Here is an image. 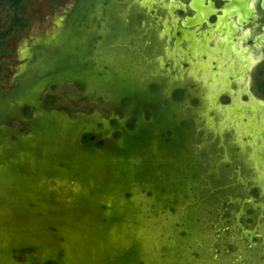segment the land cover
<instances>
[{
    "label": "rangeland",
    "instance_id": "obj_1",
    "mask_svg": "<svg viewBox=\"0 0 264 264\" xmlns=\"http://www.w3.org/2000/svg\"><path fill=\"white\" fill-rule=\"evenodd\" d=\"M78 1L24 0L19 14L25 17L27 26L0 37V114L6 118L0 119V214H8V219H0V264H106L89 254L87 244L113 233L139 229L140 208H130V195L123 194L120 199L127 216H105L112 203L105 188L123 183L115 179L125 161L128 164L123 170L131 175L128 183H150L148 189L140 191V200L155 202L168 197L162 209L152 207L151 215L175 221L174 229L179 231L175 237L190 251V260L233 264L230 255L221 254L229 244L221 238L222 229H212L208 224L216 223L218 212L229 214L231 209L221 201L227 196L222 177L213 174L212 150L202 146V132L188 108L195 93L189 91L174 102L165 83L149 76L152 67L146 62L155 48L143 47V42L152 35L131 23L136 17L133 12L127 17L128 23L123 21V0H92L86 19L74 20L71 13ZM13 15L11 4L0 0L2 34L9 31ZM66 48L78 65L70 74L57 75L53 90L45 85L46 66ZM153 82L160 85L158 102L173 119L188 122V126L177 155L160 150L153 142L147 169L142 165L145 155L134 153L126 158L113 151L119 141L116 135L125 131L127 118L114 107L111 90L127 88L140 94L148 92ZM27 106L30 112L24 115ZM47 122V128L37 129L38 124ZM59 131L61 144L55 143ZM85 134H93L94 142L82 144ZM99 141L106 147L98 148ZM30 147L33 150L28 153ZM78 166L94 172L95 181L104 185L98 203L87 205L93 217L90 222L62 217L58 208L45 204L30 186L42 178L47 183L79 179L82 170ZM157 183H174L177 190L167 193ZM189 201L198 207L195 215L185 206ZM195 227L198 243L193 247L188 239ZM25 246L30 249L15 253V248ZM241 250V245H235V252Z\"/></svg>",
    "mask_w": 264,
    "mask_h": 264
},
{
    "label": "flooded vegetation",
    "instance_id": "obj_2",
    "mask_svg": "<svg viewBox=\"0 0 264 264\" xmlns=\"http://www.w3.org/2000/svg\"><path fill=\"white\" fill-rule=\"evenodd\" d=\"M123 2L131 23L152 35L143 42L155 48L150 74L171 92L195 93L188 108L231 209L218 217L226 255L264 264V0Z\"/></svg>",
    "mask_w": 264,
    "mask_h": 264
},
{
    "label": "water",
    "instance_id": "obj_3",
    "mask_svg": "<svg viewBox=\"0 0 264 264\" xmlns=\"http://www.w3.org/2000/svg\"><path fill=\"white\" fill-rule=\"evenodd\" d=\"M131 7L132 5L126 6L122 13L125 23L129 22L127 17ZM149 76L155 77L152 74H149ZM212 128L214 127L212 126ZM93 139L91 138V140ZM61 142L62 137L59 131L55 137V143L61 144ZM97 143L98 145L103 144L101 141ZM202 146L206 145L203 144ZM32 148L27 149V152L32 151ZM41 148L44 151V148ZM45 150H47V147H45ZM78 168L82 170L79 179L67 182L60 179L57 183H47L42 178L36 183H30V186L35 195L44 201L45 204L52 205V208H58L62 217L75 221L86 219V221L90 222L93 217L87 205L98 203L99 193L104 185L95 181V173L91 170L88 171L82 166H78ZM149 186L150 183H133V181H130L129 183H113L105 188L106 192H109L107 200L112 202L109 213L105 215L106 218L122 219L129 214L124 212L125 206L120 202L121 196L128 193L131 196L130 208L134 209L137 205L140 208L139 229L138 231L132 230L127 233H113L110 237L87 244L89 254L99 260H103L106 264H199L189 259L190 251H186L182 241L175 237L178 236L176 233L179 232L174 229L175 221L164 216L154 219L151 215L152 207L155 205L158 209H162L166 205L168 197L156 199L155 202L153 200L139 199L140 191L148 189ZM157 186L167 193H173L175 189L177 190L174 183H169L168 186L165 183H157ZM190 188L196 189L195 186ZM115 198H118L117 202L114 200ZM185 206L190 214H196L198 207L194 201H189ZM218 215L220 216L221 213L218 212ZM5 216H8V214L1 213L0 219H8ZM208 224L211 225L212 229H215V227L223 228V223L218 219L215 224L212 222ZM202 225L203 228L206 227L205 223H202ZM191 226H194L193 221ZM197 237L198 228L195 227L192 238L189 237L188 239L193 247L198 243ZM221 238L226 239V235H221ZM132 249L134 250V256L130 260L123 262L122 260L126 259ZM221 254L226 255L224 247L221 250ZM213 261H216V259H213Z\"/></svg>",
    "mask_w": 264,
    "mask_h": 264
},
{
    "label": "trees",
    "instance_id": "obj_4",
    "mask_svg": "<svg viewBox=\"0 0 264 264\" xmlns=\"http://www.w3.org/2000/svg\"><path fill=\"white\" fill-rule=\"evenodd\" d=\"M6 3L11 4L14 15L11 20V27L5 34L0 32V37L8 36L16 28H25L27 26L25 17L19 14V7L24 0H4ZM92 0H79L72 13L71 18L74 20H85L87 6ZM72 59V54L66 48L64 49L58 58L53 63H49L46 66V81L45 85H51L54 90V83L57 82V75L70 74L78 62L75 64ZM81 64V63H80ZM76 81L80 80L79 77H74ZM114 95V107L119 111V115L126 117V128L122 135H116L115 139H119L113 151H116L119 155L128 157L134 153H141L145 155L146 160H143V166L149 167L151 158L148 156L149 150L153 142L158 143L160 150L167 151L172 155H177L183 148L184 141V130L187 129L188 122L179 123L173 119L166 110L165 106L160 104L156 98V95L160 92L159 85H151L148 88V92L135 94L127 88H115L111 90ZM183 98L180 92H172L171 100L179 101ZM30 107L27 106L23 110L24 115H28ZM0 119L5 120L4 113L0 114ZM114 123V122H113ZM47 123H40L36 127L38 130L47 128ZM93 134H85L81 137L82 144L89 145L94 142L95 138ZM98 148H105L106 145H98ZM128 164L126 161L118 168V181L128 183V177L130 171L123 170V167ZM141 166V168H144ZM148 169V168H147ZM134 175V174H133ZM134 179V177H133ZM128 197V193L124 194ZM30 249L28 246L15 248L14 251L18 255L25 250ZM134 256V250L129 253L123 262L130 260ZM52 259H47V262H51Z\"/></svg>",
    "mask_w": 264,
    "mask_h": 264
}]
</instances>
